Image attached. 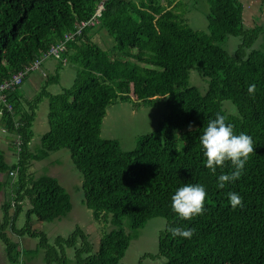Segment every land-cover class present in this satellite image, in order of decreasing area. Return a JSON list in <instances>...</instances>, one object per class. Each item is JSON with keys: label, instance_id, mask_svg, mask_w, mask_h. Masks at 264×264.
Listing matches in <instances>:
<instances>
[{"label": "trees", "instance_id": "trees-1", "mask_svg": "<svg viewBox=\"0 0 264 264\" xmlns=\"http://www.w3.org/2000/svg\"><path fill=\"white\" fill-rule=\"evenodd\" d=\"M174 1L0 0V125L8 133L0 138L4 264H70L67 249L75 264H125L131 242L152 219L164 221L158 249L136 264H264V12L258 5L247 12V0H210L200 33ZM229 37L239 39L232 55L222 47ZM51 47L61 51L52 56ZM63 67L73 72L71 85L52 95L48 88ZM191 70L204 80L203 92L190 84ZM33 74L42 88L34 96ZM23 86L33 89L30 105ZM43 100L49 130L33 153L32 126ZM116 103L164 108L157 128L130 151L99 137L106 110ZM217 113L253 140L244 172L222 189L217 177L232 169L226 162L211 172L199 143ZM62 149L81 174L83 204L101 228L111 225L92 243L79 227L62 237L31 221L53 223L71 212L70 195L56 178L25 174L30 161ZM184 184H202L207 192L203 213L191 220L171 209L172 194ZM230 191L243 198L242 207L232 208ZM21 214L25 222L17 228ZM166 226L195 233L173 238Z\"/></svg>", "mask_w": 264, "mask_h": 264}, {"label": "rangeland", "instance_id": "rangeland-1", "mask_svg": "<svg viewBox=\"0 0 264 264\" xmlns=\"http://www.w3.org/2000/svg\"><path fill=\"white\" fill-rule=\"evenodd\" d=\"M167 1L173 0H165L164 4H167ZM177 3L181 5L179 7L180 11H186L184 15L185 18H187L186 22L189 27L195 32H205L207 29V17L210 10V0H176L173 4ZM254 5H258L264 12V0H247L244 6L245 9H247L254 7ZM260 17L261 16H259V18ZM105 36L110 45H113L112 40L106 34ZM95 40L99 46L102 48L105 47V43L101 38L95 36ZM238 44V38L229 37L227 41L222 44V47L232 55ZM107 47L108 44L106 43V49ZM259 48L264 52V34L260 36ZM41 73L43 77H45V73L43 71ZM72 73V70L69 68H61L58 81L48 88V92L52 95H57L61 93L63 89L68 88L71 85ZM40 78L41 77L37 74L28 76V80L31 82V85L34 86L41 82V80H37ZM189 82L191 85L196 86L201 92L206 89L204 80L198 76L195 70H191ZM41 89V86L36 87L38 93ZM21 90L30 91V93L27 92L29 96L28 105H30L33 98L31 95L33 89L23 86ZM1 101H3V97L0 95V102ZM42 102L44 105L41 106L39 112L35 113V121L32 126L33 138L30 143V151L33 153L38 150L36 147L40 145V138L49 130L46 116H44L48 103L47 100H43ZM29 109L28 106L25 107L27 113ZM163 114L164 108L162 104H142L134 106L129 103H116L107 108L106 116L103 118L101 124L99 137L101 139L114 140L119 144L122 151H130L138 145L139 140L143 136L153 132L157 128L159 123L163 120ZM5 130L6 129L0 125V138L8 134ZM6 160L10 162V159ZM25 174H31L32 176L48 175L56 178L70 195L72 204L71 212L64 218L53 223L38 222L36 221V217L33 216L31 221L35 225L34 229L44 233L47 232L65 237L71 231H74L75 228L79 227L88 235V241L90 243H92L97 235L107 233L111 230L110 223H104L101 228L99 222L94 221L91 210L87 209L83 204V192L81 189L82 177L73 166L70 153L67 150L62 149L57 152L49 153L48 157L41 161H30ZM13 179L15 181L16 177ZM0 180H3L2 175H0ZM63 181H65V185L62 183ZM24 207L26 209L28 203H26ZM24 222L25 216L21 214L16 223V227H22ZM163 227L164 221L161 219H152L148 221L146 225L138 231L137 239L131 242L130 247L125 253L124 263L136 264L141 255H149L157 251L158 236ZM2 248H0V263L4 264V248ZM67 250L64 252V256L67 257L70 264H75L73 261V250ZM154 263L156 262H151L148 259L142 261V264Z\"/></svg>", "mask_w": 264, "mask_h": 264}, {"label": "clouds", "instance_id": "clouds-1", "mask_svg": "<svg viewBox=\"0 0 264 264\" xmlns=\"http://www.w3.org/2000/svg\"><path fill=\"white\" fill-rule=\"evenodd\" d=\"M255 85H249L248 91L252 93ZM189 131L192 125H188ZM201 152L205 167L215 173L217 168L231 167L228 174L221 173L217 177V187L224 188L226 183L239 179L245 169L250 153L253 152L252 137L241 131L236 134L233 125L227 122L223 114L217 113L214 119H209L202 134L199 136ZM207 196L206 188L202 184H184L176 189L171 196V209L184 220H191L204 211ZM227 198L232 208L242 207V197L236 192H228ZM166 230L173 238L181 237L191 239L195 228L166 226Z\"/></svg>", "mask_w": 264, "mask_h": 264}, {"label": "bare ground", "instance_id": "bare-ground-1", "mask_svg": "<svg viewBox=\"0 0 264 264\" xmlns=\"http://www.w3.org/2000/svg\"><path fill=\"white\" fill-rule=\"evenodd\" d=\"M82 26V25H81ZM63 38H65V40L67 39H70L71 36L69 34H65L63 36ZM62 44V43H60ZM63 45V44H62ZM60 46V45H59ZM59 51H61V48L60 47H51L50 50H49V54L52 55V56H55ZM31 78V77H30ZM47 78V77H46ZM81 86V85H80Z\"/></svg>", "mask_w": 264, "mask_h": 264}, {"label": "crops", "instance_id": "crops-1", "mask_svg": "<svg viewBox=\"0 0 264 264\" xmlns=\"http://www.w3.org/2000/svg\"><path fill=\"white\" fill-rule=\"evenodd\" d=\"M251 8H253V7H251ZM251 8H247L246 11L249 12V11L251 10ZM246 19H248V20H252V18H251L250 15H247V16H246ZM37 86H41V85H40V84H36V86H35V90H34V92H33V96H34L35 94L38 93V92L36 91V87H37ZM47 110H48V107H47ZM14 237H18V236L14 235Z\"/></svg>", "mask_w": 264, "mask_h": 264}]
</instances>
